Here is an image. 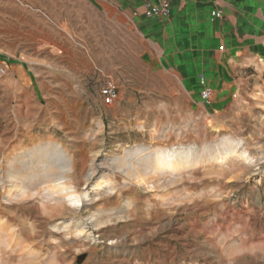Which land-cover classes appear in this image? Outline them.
<instances>
[{
    "label": "rangeland",
    "instance_id": "1",
    "mask_svg": "<svg viewBox=\"0 0 264 264\" xmlns=\"http://www.w3.org/2000/svg\"><path fill=\"white\" fill-rule=\"evenodd\" d=\"M64 4L52 16L0 0V264H225L226 250L264 264V63H231L208 105L206 78L185 89L129 20ZM227 140L245 155L144 182L115 162ZM41 152L71 167L10 193L9 165L42 167Z\"/></svg>",
    "mask_w": 264,
    "mask_h": 264
},
{
    "label": "crops",
    "instance_id": "2",
    "mask_svg": "<svg viewBox=\"0 0 264 264\" xmlns=\"http://www.w3.org/2000/svg\"><path fill=\"white\" fill-rule=\"evenodd\" d=\"M15 1L52 16L55 6L58 10L68 7L66 0H41L40 5L39 0ZM74 1L129 20L187 90H199V77L206 78L208 88H215L231 63H264V0ZM163 2L170 4L169 14L144 15L147 3ZM57 15L58 24H65ZM211 103L212 97L206 104Z\"/></svg>",
    "mask_w": 264,
    "mask_h": 264
},
{
    "label": "bare ground",
    "instance_id": "3",
    "mask_svg": "<svg viewBox=\"0 0 264 264\" xmlns=\"http://www.w3.org/2000/svg\"><path fill=\"white\" fill-rule=\"evenodd\" d=\"M238 145L239 142L237 141L227 140L222 145V148L210 152L208 156H203L193 150H170L167 152L155 151L149 154L146 153L145 155L138 157L135 163H129L126 157L116 159L115 162L116 165L122 170V172L130 176L131 179L137 182H144L145 176L148 174L146 171L152 169H156L162 172L176 171L178 169L194 168L197 167L200 163L206 161H223L229 155H238L239 157L244 156V153H239ZM141 153L142 151L139 154ZM45 154L46 152H41V154L38 155V159L44 161L43 165L40 164L42 165V167L28 168L27 173L18 168L19 166H17V162L11 163L9 165V168L12 169L9 172L10 193H12L13 191L17 197L23 196L28 189L29 183L38 178H49L55 176V174L51 173L50 171L51 168H53V164L55 161H63V168L69 169L71 167L70 160L64 154L57 153L56 156H46ZM33 162L35 161L33 160ZM35 163H37V161ZM20 166L22 165L20 164ZM140 166L144 168L145 171L141 170ZM61 185L62 182H59V184L55 188L62 189L64 185ZM74 202L78 203L77 200Z\"/></svg>",
    "mask_w": 264,
    "mask_h": 264
},
{
    "label": "built area",
    "instance_id": "4",
    "mask_svg": "<svg viewBox=\"0 0 264 264\" xmlns=\"http://www.w3.org/2000/svg\"><path fill=\"white\" fill-rule=\"evenodd\" d=\"M170 4L168 2H163L161 4H151L147 3L144 8V15L148 18L161 17L169 14ZM6 68L0 64V76L6 74ZM201 81L204 82V78H201ZM118 90L113 85H107L102 88L101 95L104 98L106 105H111L118 98ZM212 90L206 87L202 92L203 100L206 103H209L211 100Z\"/></svg>",
    "mask_w": 264,
    "mask_h": 264
},
{
    "label": "clouds",
    "instance_id": "5",
    "mask_svg": "<svg viewBox=\"0 0 264 264\" xmlns=\"http://www.w3.org/2000/svg\"><path fill=\"white\" fill-rule=\"evenodd\" d=\"M237 248H243V244L237 246ZM244 250L251 252L253 249L249 247ZM224 259H225V264H239L240 251L239 250H226L224 252Z\"/></svg>",
    "mask_w": 264,
    "mask_h": 264
}]
</instances>
